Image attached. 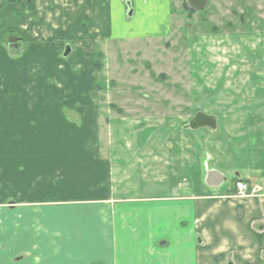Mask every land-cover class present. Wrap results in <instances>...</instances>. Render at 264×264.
<instances>
[{
    "label": "crops",
    "instance_id": "1",
    "mask_svg": "<svg viewBox=\"0 0 264 264\" xmlns=\"http://www.w3.org/2000/svg\"><path fill=\"white\" fill-rule=\"evenodd\" d=\"M140 3L148 7L153 2ZM55 4L59 20H66L60 31L74 35L68 57L78 55L79 72L67 73L59 61L70 45L50 40L55 32L35 29L29 14L24 17L28 24L16 32L21 53L0 54V65L11 61L17 68L12 75L0 71V203L6 202V207L0 204V264L5 256L21 253L27 264H264L261 134L239 136L243 166L236 179L251 190L258 187L256 195H237L235 179L228 187L212 165L203 195L145 196L111 207L115 157L100 145L98 94L88 90L87 99L82 86L89 81L86 75L93 77L99 40L115 20H125V8L122 0ZM32 5L35 15L34 0ZM46 22L54 27L51 20ZM54 59L59 69L53 73ZM136 158L146 159L140 153ZM226 158L221 152L210 162L218 166ZM86 197L94 201L91 209L81 204Z\"/></svg>",
    "mask_w": 264,
    "mask_h": 264
},
{
    "label": "rangeland",
    "instance_id": "2",
    "mask_svg": "<svg viewBox=\"0 0 264 264\" xmlns=\"http://www.w3.org/2000/svg\"><path fill=\"white\" fill-rule=\"evenodd\" d=\"M4 1L1 55L3 50L11 56L21 53L22 44L14 50L8 42L21 38L16 32L22 23L28 24L24 18L28 14L35 29L57 33L49 39H60L70 45L68 52L73 50V33L60 31L66 20H59L58 0H34L35 15L32 0L0 4ZM140 2L144 1L133 0L132 19L125 12V20H115L99 40L96 50L103 56L102 69L93 68V77L86 75L89 81L82 86L87 99L88 90L98 94L100 145L115 157L114 191L109 193L113 208L145 196L203 195L212 165L229 187L243 166L239 136H264V0H208L205 10L192 17H187L185 0H152L148 7H139ZM63 49L59 61L67 73L79 72L78 55L66 57L67 48ZM55 59L53 73L59 69ZM14 68L11 61L0 65V71L11 75ZM50 82L55 84L53 78ZM197 114L213 118L214 127L191 130L189 123ZM221 152L227 157L222 164L209 162L218 160ZM136 153L146 159L136 158ZM87 197L81 204L91 209L94 201ZM0 204L6 207V202ZM7 247L3 250L10 254ZM25 261L21 253L5 256L4 264Z\"/></svg>",
    "mask_w": 264,
    "mask_h": 264
},
{
    "label": "flooded vegetation",
    "instance_id": "3",
    "mask_svg": "<svg viewBox=\"0 0 264 264\" xmlns=\"http://www.w3.org/2000/svg\"><path fill=\"white\" fill-rule=\"evenodd\" d=\"M144 2H146L147 0H143ZM123 5H124V8H125V12H127L128 14V17L132 18L135 14V11L133 10V7H134V4H133V0H125L123 1ZM184 5V4H183ZM185 8H186V14H187V17H192L193 15H195L198 11H201L203 12L206 8V6L202 9V10H193L190 6H188V3H187V0H185ZM130 41V40H129ZM22 44V42L16 38V37H12L10 38L9 42H8V45L12 48V49H18L20 47V45ZM67 48V51L64 53V55L68 56L72 51L68 52V48L69 46H66ZM96 57V55H95ZM189 126H190V129L191 130H198L200 128V126H206V127H214V120L213 118L211 117H207V116H203L201 114H197L195 115L192 120L190 121L189 123ZM198 128V129H197ZM193 130V131H194ZM206 165L208 166V162L205 161ZM210 162V160H209ZM239 182V179H236L234 180L233 182V189L234 191L237 193L236 189H235V184ZM246 183V182H245ZM247 184V183H246ZM248 185V184H247ZM249 187V185H248ZM258 188V187H257ZM254 189V187H253ZM252 189V190H253ZM259 189V188H258ZM251 191L250 187H249V192ZM260 191L256 192L255 195L257 193H259Z\"/></svg>",
    "mask_w": 264,
    "mask_h": 264
},
{
    "label": "built area",
    "instance_id": "4",
    "mask_svg": "<svg viewBox=\"0 0 264 264\" xmlns=\"http://www.w3.org/2000/svg\"><path fill=\"white\" fill-rule=\"evenodd\" d=\"M237 194L241 197L253 196L256 192L260 191L257 187L249 192V187L245 182L239 181L235 184Z\"/></svg>",
    "mask_w": 264,
    "mask_h": 264
},
{
    "label": "water",
    "instance_id": "5",
    "mask_svg": "<svg viewBox=\"0 0 264 264\" xmlns=\"http://www.w3.org/2000/svg\"><path fill=\"white\" fill-rule=\"evenodd\" d=\"M208 0H187L188 6L193 10H202L207 5Z\"/></svg>",
    "mask_w": 264,
    "mask_h": 264
},
{
    "label": "trees",
    "instance_id": "6",
    "mask_svg": "<svg viewBox=\"0 0 264 264\" xmlns=\"http://www.w3.org/2000/svg\"><path fill=\"white\" fill-rule=\"evenodd\" d=\"M27 1V3H31V0H26ZM12 2H16V1H12ZM7 2L6 1H4L3 3H1L0 4V8L4 5V4H6ZM102 54L101 53H97L96 54V57H95V61L93 62V68L95 69V70H97V71H101V69H102V65H101V63H100V59H102ZM112 108H114L113 106H112Z\"/></svg>",
    "mask_w": 264,
    "mask_h": 264
}]
</instances>
